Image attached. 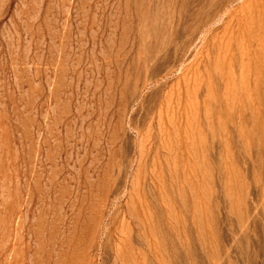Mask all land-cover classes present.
Returning a JSON list of instances; mask_svg holds the SVG:
<instances>
[{
  "label": "rangeland",
  "instance_id": "1",
  "mask_svg": "<svg viewBox=\"0 0 264 264\" xmlns=\"http://www.w3.org/2000/svg\"><path fill=\"white\" fill-rule=\"evenodd\" d=\"M0 264H264V0H0Z\"/></svg>",
  "mask_w": 264,
  "mask_h": 264
}]
</instances>
